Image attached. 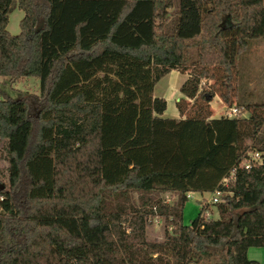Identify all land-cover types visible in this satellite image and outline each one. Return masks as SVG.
Returning a JSON list of instances; mask_svg holds the SVG:
<instances>
[{
	"label": "trees",
	"instance_id": "trees-1",
	"mask_svg": "<svg viewBox=\"0 0 264 264\" xmlns=\"http://www.w3.org/2000/svg\"><path fill=\"white\" fill-rule=\"evenodd\" d=\"M259 37L264 0H0V76L40 82L1 90L0 264H264L248 257L264 247V164L221 185L249 141L264 150V104L234 118L210 105L235 103L237 59ZM173 69L190 70L183 119L162 117L155 93ZM218 188L232 193L219 217L202 207L185 224L188 193ZM155 212L161 241L147 237Z\"/></svg>",
	"mask_w": 264,
	"mask_h": 264
},
{
	"label": "rangeland",
	"instance_id": "rangeland-1",
	"mask_svg": "<svg viewBox=\"0 0 264 264\" xmlns=\"http://www.w3.org/2000/svg\"><path fill=\"white\" fill-rule=\"evenodd\" d=\"M25 16V11L19 7H15L9 13L8 30L17 35L21 32L20 22ZM177 73H170L166 77L162 78L156 85L155 93L158 96H174L172 92L176 90L171 85L178 84L180 77L186 72L181 69H175ZM214 83V80L203 78L201 84L210 86ZM235 84L237 85L236 97L234 105L244 107V112L247 116L250 115L247 104L261 103L264 104V37H259L251 40L249 49L240 55L236 62V75ZM1 90L17 98L20 96L39 94L40 82L37 78L32 76H25L18 79H12L8 76H0V100L3 98ZM170 90H173L169 92ZM178 94V93H177ZM225 105V106H224ZM176 106L175 102L169 103V112ZM227 104L219 103L218 100L214 102L215 113L217 109L219 116L227 117ZM8 154H7V142L6 140H0V182H8ZM210 193H194L193 197H190L183 208L184 223L188 224L193 220L201 208L205 209L207 218H218L219 213L215 204L210 203ZM162 198L166 204L173 205L177 201V195L172 193H165ZM135 206L141 208L138 200L135 199ZM155 211H157L154 208ZM147 237L150 240L161 241L165 238L167 225L164 217L157 212L147 215ZM171 231L172 229H168ZM248 257L252 260L264 262V247H250L248 250ZM204 264V263H197Z\"/></svg>",
	"mask_w": 264,
	"mask_h": 264
},
{
	"label": "built area",
	"instance_id": "built-area-1",
	"mask_svg": "<svg viewBox=\"0 0 264 264\" xmlns=\"http://www.w3.org/2000/svg\"><path fill=\"white\" fill-rule=\"evenodd\" d=\"M244 107H239L236 105H228L226 115L229 118L234 117H248L244 110ZM248 148L244 155L242 156L241 160L238 162V164L231 170L230 174L223 178L221 181V185L223 187H228L231 182L236 180L237 172L240 169L243 170H250L254 166L262 165L264 164V150L260 149L258 146H256L254 143L249 141ZM210 197V203L212 204H218L219 202L223 201L224 197L227 194H232L231 192H228L222 188H218L215 191H213ZM188 197H193V192L188 193ZM172 229V227H170Z\"/></svg>",
	"mask_w": 264,
	"mask_h": 264
},
{
	"label": "crops",
	"instance_id": "crops-1",
	"mask_svg": "<svg viewBox=\"0 0 264 264\" xmlns=\"http://www.w3.org/2000/svg\"><path fill=\"white\" fill-rule=\"evenodd\" d=\"M176 70L173 69L172 71H170L168 74L170 73H177L178 72H175ZM168 74H166L164 77H166ZM163 77V78H164ZM190 77V70H187L184 74H183V77H180V80L178 82V84L176 85H171L170 87L174 88L176 91L175 92H172V94L174 95L173 97L172 96H168V95H164L162 97H164L166 100H167V109L164 111V113L161 115L162 117L164 118H176V119H183L187 116V114H181L178 107H177V102L182 99V98H186L188 102L192 103L193 100L192 99H189L187 98L186 96L183 95V93L180 91V87L181 85ZM173 90H170L169 92H171ZM178 93V94H177ZM215 100H218L219 103H223V100L220 98L219 95H216L213 99V101L210 103L211 105V110H212V116L211 118H220L221 116H219L218 114V111L221 110V108L217 109L216 113H215V109H214V102ZM171 102H175L176 106L174 109H172V111L169 112V103ZM234 105V104H233ZM225 106V105H224ZM196 193V192H193V194Z\"/></svg>",
	"mask_w": 264,
	"mask_h": 264
}]
</instances>
